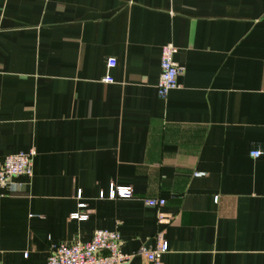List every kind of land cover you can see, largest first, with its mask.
<instances>
[{
  "label": "crops",
  "instance_id": "crops-1",
  "mask_svg": "<svg viewBox=\"0 0 264 264\" xmlns=\"http://www.w3.org/2000/svg\"><path fill=\"white\" fill-rule=\"evenodd\" d=\"M167 44L182 72L162 100ZM30 150L32 176L0 189L2 264L95 230L127 255L161 233V264H264V0H0V166Z\"/></svg>",
  "mask_w": 264,
  "mask_h": 264
},
{
  "label": "built area",
  "instance_id": "built-area-1",
  "mask_svg": "<svg viewBox=\"0 0 264 264\" xmlns=\"http://www.w3.org/2000/svg\"><path fill=\"white\" fill-rule=\"evenodd\" d=\"M177 49L172 44H167L161 48L160 52V72L156 85L158 98L164 100L170 91L178 88L177 78L182 72L173 60V56ZM116 62L113 58L106 61L107 71L114 68ZM103 83H113V79L107 74L103 79ZM251 158H259L262 155L261 150L254 149L249 153ZM35 152H19L8 155L4 158L0 166V189H8L15 191L16 185L13 180L17 177L24 176L30 178L32 176V161ZM194 177H203L204 174L196 172ZM132 196L129 187L111 186L107 198L129 199ZM99 197L104 198L101 193ZM165 202L158 199H145L144 205L157 210V222L167 223V218L161 214L159 209L163 207ZM73 219L84 220L86 216L73 214ZM122 241L117 232L107 230H95L90 240L86 243L76 242L70 245H59L51 247L46 264H127L135 255H142L150 264H161V257L168 251V245L162 238V234L158 233L155 245L152 249L140 248L135 254L127 255L121 251ZM26 257V254L24 255ZM2 264V263H0Z\"/></svg>",
  "mask_w": 264,
  "mask_h": 264
}]
</instances>
